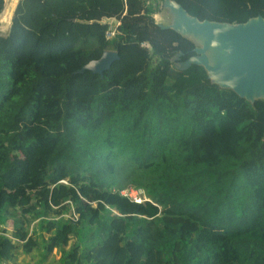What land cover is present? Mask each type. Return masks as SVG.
I'll list each match as a JSON object with an SVG mask.
<instances>
[{"label":"trees","instance_id":"obj_1","mask_svg":"<svg viewBox=\"0 0 264 264\" xmlns=\"http://www.w3.org/2000/svg\"><path fill=\"white\" fill-rule=\"evenodd\" d=\"M174 1L264 18V0ZM161 2L0 0V264H264V100L175 67L196 46L155 23ZM107 50L103 77L79 72Z\"/></svg>","mask_w":264,"mask_h":264},{"label":"water","instance_id":"obj_2","mask_svg":"<svg viewBox=\"0 0 264 264\" xmlns=\"http://www.w3.org/2000/svg\"><path fill=\"white\" fill-rule=\"evenodd\" d=\"M161 9L167 10L172 21L167 25L157 24L160 28L199 42V47L193 42L195 55L182 68L202 66L207 78L219 87L230 89L249 102L264 100V18L257 16L236 25L199 21L174 0H162ZM101 23L109 25L118 21L104 18ZM118 58L116 51H104L98 60L89 62L79 72L91 71L103 77Z\"/></svg>","mask_w":264,"mask_h":264},{"label":"rangeland","instance_id":"obj_3","mask_svg":"<svg viewBox=\"0 0 264 264\" xmlns=\"http://www.w3.org/2000/svg\"><path fill=\"white\" fill-rule=\"evenodd\" d=\"M171 19H170V16L168 15V12L166 9H164L162 11H160V14L158 15L157 19H156V23L159 24V25H167L169 23H171ZM1 29V28H0ZM0 34H2L0 32ZM191 41H193L197 47H199V42L197 40H194L192 38H189ZM108 51V50H107ZM212 56V54H211ZM175 67L177 68H182L184 67V64H175ZM138 171L137 170H130V169H125V173L127 174L125 177H129L131 179H135V174L137 173ZM145 174H148V173H138L136 174V176H140V175H145ZM134 176V177H133ZM148 177H149V174H148ZM152 178V174L150 176ZM128 189H133L129 186ZM8 230L10 231L11 228L8 227ZM51 258H54V259H58L59 258V253L56 252L55 250L53 251L52 255L49 256L48 258V261L51 259ZM39 260V255L38 253H33L32 255L28 256V255H25V254H22L21 250L18 249L16 251V258H15V263L14 264H34L36 263L37 261ZM45 262L44 264H47L48 263ZM7 264H13V263H7Z\"/></svg>","mask_w":264,"mask_h":264},{"label":"built area","instance_id":"obj_4","mask_svg":"<svg viewBox=\"0 0 264 264\" xmlns=\"http://www.w3.org/2000/svg\"><path fill=\"white\" fill-rule=\"evenodd\" d=\"M147 4L150 5L151 1L150 2L148 1ZM153 17L156 18L155 15H153ZM117 24H109V28H108V30L105 33L106 39L113 38L114 35L117 33V26H116ZM144 45L145 44H142V46H144ZM141 194H142V191L141 190H137V189H125V190L121 191V195L128 196L132 200H134L135 202H141V199H140V195Z\"/></svg>","mask_w":264,"mask_h":264},{"label":"crops","instance_id":"obj_5","mask_svg":"<svg viewBox=\"0 0 264 264\" xmlns=\"http://www.w3.org/2000/svg\"><path fill=\"white\" fill-rule=\"evenodd\" d=\"M7 2V0H5V3ZM18 2H19V0H17V3H16V6H17V4H18ZM16 6H15V8H16ZM15 10V9H14ZM158 15L159 14H155V16H156V18H154L155 19V22H156V19H157V17H158ZM120 23L118 22V24L116 25L117 27H118V25H119ZM114 26V25H113ZM9 28H10V26H9ZM8 32H9V29H8ZM8 32L6 33V34H0V36H6L7 34H8ZM111 51H113V50H111Z\"/></svg>","mask_w":264,"mask_h":264},{"label":"bare ground","instance_id":"obj_6","mask_svg":"<svg viewBox=\"0 0 264 264\" xmlns=\"http://www.w3.org/2000/svg\"><path fill=\"white\" fill-rule=\"evenodd\" d=\"M6 3H7V2H6ZM6 3H5V6H6ZM4 9H5V7H4ZM3 12H4V10H3ZM3 12H2V13H3ZM1 15H2V14H1ZM1 15H0V16H1ZM0 32H1L3 35L6 34V31H2V30H0Z\"/></svg>","mask_w":264,"mask_h":264},{"label":"clouds","instance_id":"obj_7","mask_svg":"<svg viewBox=\"0 0 264 264\" xmlns=\"http://www.w3.org/2000/svg\"><path fill=\"white\" fill-rule=\"evenodd\" d=\"M154 18V17H153ZM155 21V20H154ZM156 23V22H155ZM157 24V23H156ZM138 190V189H137Z\"/></svg>","mask_w":264,"mask_h":264}]
</instances>
